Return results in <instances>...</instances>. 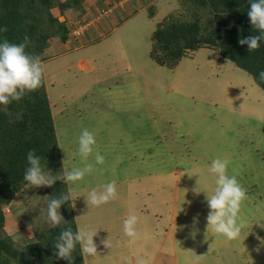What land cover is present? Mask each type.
<instances>
[{"label": "rangeland", "instance_id": "1", "mask_svg": "<svg viewBox=\"0 0 264 264\" xmlns=\"http://www.w3.org/2000/svg\"><path fill=\"white\" fill-rule=\"evenodd\" d=\"M83 10H52L70 36L41 64L63 173L94 165L75 184L63 180L78 229L97 232V255L82 252L83 263L264 264V92L209 49L189 52L173 69L149 57L159 23L189 20L181 0H84ZM84 129L96 139L87 161L78 152ZM217 158L229 161L227 174L247 195L232 241L207 229ZM112 181L114 200L87 203L91 190ZM49 189L29 184L3 207L4 232L17 248L51 226ZM132 214L135 241L123 231Z\"/></svg>", "mask_w": 264, "mask_h": 264}, {"label": "trees", "instance_id": "2", "mask_svg": "<svg viewBox=\"0 0 264 264\" xmlns=\"http://www.w3.org/2000/svg\"><path fill=\"white\" fill-rule=\"evenodd\" d=\"M84 0H0V43L7 40L20 44L29 38L25 52L39 56L41 64L48 59L46 51L55 43L65 44L70 36L69 26L52 14L57 8L60 15L67 10L84 13ZM187 7L189 20L171 19L159 23L151 34L149 57L159 66L173 69L189 52L209 49L221 59L231 61L244 71L264 92V82L259 73L264 71V40L260 47L248 51L238 40L259 35L247 15L250 0H181ZM151 16V14H150ZM264 137V121L261 128ZM34 151L40 157L45 174L62 176V163L51 115L50 103L42 75L41 86L26 91L19 100L0 105V264H69L54 253V244L65 229L78 231L70 207L66 201L58 209L64 222L46 230L35 228L34 239L22 248L5 234L4 206H8L18 192L29 184L23 176L27 153ZM48 190V200L68 195L67 185L56 180ZM71 264H84L80 243L72 252Z\"/></svg>", "mask_w": 264, "mask_h": 264}, {"label": "clouds", "instance_id": "3", "mask_svg": "<svg viewBox=\"0 0 264 264\" xmlns=\"http://www.w3.org/2000/svg\"><path fill=\"white\" fill-rule=\"evenodd\" d=\"M247 15L252 26L259 31V35L241 38L238 40V44L241 46L247 45V49L250 52L257 50L260 47L261 40H264V0H250V8ZM59 16L62 17L60 13ZM0 31L6 32L7 28H0ZM28 43L29 38L27 36L24 37V41L20 44H12L7 40L0 43V105L7 106L11 100L19 101L26 91H35L41 86L43 75L41 60L39 56H30L25 52ZM229 62L231 61L227 63ZM259 78L264 82V71L259 73ZM95 144L96 139L93 133L84 129L78 139V152L82 160L87 161L88 157L93 154ZM26 158L29 167L26 168L23 179L34 187H52L56 180L60 179L75 184L94 170L92 163H86L83 168H73L58 177L50 173L45 174L41 167L40 157L34 151H29ZM103 163L104 156L99 151H96L95 164L102 165ZM228 163L227 159L221 160L217 158L212 161L209 168V172L216 177V186L213 194L206 198L210 209L206 219L207 229L210 228L214 233L223 235L229 241H232L238 239L241 234L242 225L238 224L237 220L241 204L247 199V195L246 190L238 183L236 177H230L227 174ZM103 188L102 192H98L96 189L91 190L87 197V203L99 207L116 198L115 181L104 185ZM68 199V195H64L49 201L47 205V220L52 227H58L64 222L58 209ZM137 222L138 217L134 214L129 215L123 222L124 234L132 241L138 239ZM96 234L97 232L85 230L84 228L78 229L75 233L70 228L65 229L60 232L56 243L53 245L56 249L54 255L59 259L69 261V264H71V254L76 244L80 243L84 254L95 257L97 248L93 237ZM139 264H144V262L140 261Z\"/></svg>", "mask_w": 264, "mask_h": 264}, {"label": "crops", "instance_id": "4", "mask_svg": "<svg viewBox=\"0 0 264 264\" xmlns=\"http://www.w3.org/2000/svg\"><path fill=\"white\" fill-rule=\"evenodd\" d=\"M63 21H64V19H63Z\"/></svg>", "mask_w": 264, "mask_h": 264}]
</instances>
